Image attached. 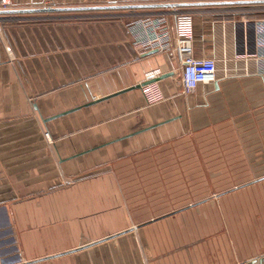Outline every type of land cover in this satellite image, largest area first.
Returning <instances> with one entry per match:
<instances>
[{"label":"crops","instance_id":"0c3cea01","mask_svg":"<svg viewBox=\"0 0 264 264\" xmlns=\"http://www.w3.org/2000/svg\"><path fill=\"white\" fill-rule=\"evenodd\" d=\"M33 4L172 5L43 22L0 13V264L264 256L255 26L264 0H12V9ZM171 9L194 12V55L231 69L220 65L190 95L174 43L146 50L131 32L138 17ZM154 69L165 99L148 104L138 85Z\"/></svg>","mask_w":264,"mask_h":264},{"label":"built area","instance_id":"2783aa9c","mask_svg":"<svg viewBox=\"0 0 264 264\" xmlns=\"http://www.w3.org/2000/svg\"><path fill=\"white\" fill-rule=\"evenodd\" d=\"M12 0H0V11L12 9ZM173 18V26L170 22ZM131 28L138 47L146 50L165 52L171 43L180 62L179 79L186 95L193 94L201 83H211L217 79L220 65L226 72L231 71L227 60L219 61L212 57H196L192 42L194 40V12L189 10H163L157 14L140 16ZM257 29L256 51L258 58L264 59V17L255 23ZM237 69V68H236ZM246 70V68H245ZM160 69L148 71L142 92L148 104H156L165 99L158 80ZM48 135V133H47Z\"/></svg>","mask_w":264,"mask_h":264},{"label":"rangeland","instance_id":"374dc122","mask_svg":"<svg viewBox=\"0 0 264 264\" xmlns=\"http://www.w3.org/2000/svg\"><path fill=\"white\" fill-rule=\"evenodd\" d=\"M41 7H49V6H41V5H31L27 8H41ZM125 12H129L128 10H120V9H104V10H91V11H81V12H45V13H34V14H25L21 13L22 16L28 15L31 16L32 21H53L58 19H74V18H97V17H122ZM18 17H22L20 14H16ZM124 18H130L129 16L125 15ZM29 20V19H26ZM22 22V20H20ZM47 135V133H46Z\"/></svg>","mask_w":264,"mask_h":264},{"label":"water","instance_id":"95a60500","mask_svg":"<svg viewBox=\"0 0 264 264\" xmlns=\"http://www.w3.org/2000/svg\"><path fill=\"white\" fill-rule=\"evenodd\" d=\"M171 6L172 4H135V5H113V6H88V7H41V8H23V9H9L2 10L0 13H25V12H58V11H73V10H99V9H123V8H149V7H161ZM162 77V76H161ZM161 77L159 79H161ZM146 84V81L139 84L138 87H142ZM59 116V115H57ZM247 264H264V256L252 259Z\"/></svg>","mask_w":264,"mask_h":264}]
</instances>
